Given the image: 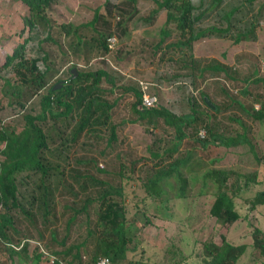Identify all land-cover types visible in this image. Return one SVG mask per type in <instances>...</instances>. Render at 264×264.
Masks as SVG:
<instances>
[{"label":"trees","instance_id":"trees-1","mask_svg":"<svg viewBox=\"0 0 264 264\" xmlns=\"http://www.w3.org/2000/svg\"><path fill=\"white\" fill-rule=\"evenodd\" d=\"M14 1L24 5L28 15L20 33L22 41L13 48L12 53L5 56L0 65V79L3 80L2 95L8 106L18 107L21 112L26 109L32 97L39 96L40 110L36 114L23 115L24 126L19 133L13 126L0 119V156L2 157L0 160V241L9 253V264H13L15 258L24 259L25 262L30 261V264L41 263L42 253H29V245L33 241L38 244L45 242V231L49 234V240L44 247L49 250L50 255L55 257L52 264H61L62 261L66 264L81 263V249L85 248L87 243L93 244L89 264H96L102 257L110 259L113 264H151L143 259L133 262L126 260V254L130 251L127 244L138 230L135 228V223L131 220L128 222L126 218L125 204L129 195L124 193V187L129 185V182L132 185L134 181L141 179L140 188L143 190V198L151 199V204L157 207L158 204L155 201L160 200L163 205V202L168 199L167 197L162 199V197L167 194L168 189H173L172 179H177V197L188 198V192L198 183V180L193 179L194 172L185 173L192 157L191 153L194 151L200 152L206 158L205 163L209 165L199 177L201 187L197 190V194L202 197H211L210 217L215 218L218 224L227 227L239 219L234 192L230 191L228 185L229 180L234 176L238 180L239 172L235 169L213 167L212 165L219 160L207 152L214 147L234 149L245 145L256 161L260 162V160L257 159L255 148L247 137L243 121L234 119L243 129L241 134L236 133L235 136L217 132L215 125L209 123L208 112L217 115L221 113L222 108L213 103L207 95H201L205 110H201L194 98L190 97L187 102L191 112L177 115L159 105L158 101L154 107H143L138 85L135 88L122 87L125 92H132L134 95L135 101L131 105L134 116L132 122L141 123L148 131L157 130L159 124L173 131L172 139L166 141L165 147L157 146L153 149L150 146V158L155 160L151 172L142 179L134 173L135 163L133 168L120 164L118 170L114 172V176L120 179V183L114 185L93 174L92 170L110 174L106 169L98 167L95 158L77 159L71 166L69 149L71 146H76L82 138H89L92 134L97 135L103 128L109 131L106 147L115 142L117 126L110 122L111 110L115 103L105 101L102 95L106 90L112 92L117 88V79L107 68L80 71L75 70L76 66L72 65L66 79L58 80L54 85H48V76L53 69L48 64L50 56L44 44L50 42L58 44L52 37L54 26L48 16L49 9L58 0ZM136 1L138 0H126L128 5H134ZM151 1L156 8L149 17L137 19L152 26L159 12H165L164 24L160 28L158 42L155 44L157 50L164 46L163 48L167 50L174 49L183 54L187 53V59L184 61L188 65L187 69L190 70L193 80L198 76L202 78L207 73L213 78L223 75L229 80H236L237 75L231 66L215 59L203 64L201 60L194 58L193 48L197 42L211 35L233 38L234 43L255 40L253 22H249L250 27L247 29L242 18H239L244 4L247 2L251 4L254 0L231 3L225 10L218 5L222 1L226 3L232 0H198V4H195L194 0ZM204 4H206L205 8ZM107 6L108 2L106 10ZM132 11L137 14L134 9ZM126 14L130 15L129 12ZM213 14H218L219 26L202 27L201 22ZM104 19L105 17L97 9L90 22L77 26L61 23L57 26V31L64 37L76 39L73 45L74 50L77 51L80 47L86 50L95 48L99 50V56L104 57L111 52L108 40L113 38V34L109 31L102 32L97 28L98 22L110 27L109 21ZM223 23L225 25L222 27ZM170 24L174 25V31L169 28ZM123 25V22L116 23L117 28L122 29L121 34L128 35ZM241 26L244 28L240 29ZM87 28L94 32L96 37L92 36L90 40H85L81 31ZM25 33L26 36L23 35ZM172 35H175V41L165 43ZM29 53L34 55L29 57ZM72 70L77 73L75 78H73ZM10 72L15 73L18 77L17 81L6 76ZM256 76L257 73L254 72L246 79V82L264 83V79ZM103 83L109 88L103 89ZM56 85L60 88L54 89ZM43 91L45 93L41 94ZM222 92L229 95L225 89H222ZM243 94L250 93L245 90ZM205 99L215 108L212 109ZM231 100V103L237 105L248 119L260 124L264 123V102L260 103L259 109H255L254 104L247 109L236 98L232 97ZM55 129L56 142L51 135ZM201 129L206 132L204 139L198 136ZM185 145L188 148L182 153V147ZM100 154H104V151ZM244 177L247 183L257 181L254 172ZM66 194L73 199L71 203L62 205L63 212L60 214L57 210L58 197ZM250 202L251 209L264 206V191L256 193ZM164 209H167L166 205L161 207L162 211ZM65 212L70 213L61 236V230L56 227V224L59 216H64ZM17 213H20L28 224V227L22 231L17 228V220L14 216ZM142 215L147 223L150 222L145 212ZM79 217L85 218L83 223L87 225L86 237L83 242L66 247L71 225ZM32 232H35L36 237L31 236ZM252 238L251 256L254 260H259L264 257V231L255 228ZM137 247L136 242L131 250L135 251ZM245 250L244 244L232 245L221 237L219 244L202 243L199 252L194 255L184 257L180 250L174 248L167 250V255L171 257L169 264H188L186 260L191 257L195 261L199 260V264H237Z\"/></svg>","mask_w":264,"mask_h":264},{"label":"rangeland","instance_id":"rangeland-1","mask_svg":"<svg viewBox=\"0 0 264 264\" xmlns=\"http://www.w3.org/2000/svg\"><path fill=\"white\" fill-rule=\"evenodd\" d=\"M240 2L245 1L232 0L226 3L222 1L218 6L225 10L231 3ZM194 3L198 4V0H194ZM205 7L206 4H204ZM155 8L156 5L151 0H138L134 5H128L126 0H58L49 9L48 16L54 26L52 37L59 45L51 42L44 44V48L50 56L48 64L53 69V72L48 76V85H54L56 81L66 79L72 65L76 66L75 70L80 71H96L107 68L108 71L114 73V77L117 79V88L112 92L106 90L109 88L107 84H102L103 89L106 90L102 98L109 103H115L110 119V122L117 126L115 142L106 147L109 131L101 128L97 135L92 134L89 138L84 137L76 146L70 147L69 163L73 166L77 159L95 158L98 167L106 169L110 174L98 173L91 169L93 174L114 185L120 183V179L114 176L119 165L123 164L125 167L133 168L135 163L134 173L143 179L151 172V167L155 162L149 155L150 146L153 149L157 146L165 147L166 141L172 139L173 131L163 127L162 124H159L157 130L148 131L141 123L132 122L134 116L131 112V105L135 101L134 95L132 92H125L122 87L133 86L135 88L139 82L147 83L149 85L148 92L157 96L158 104L177 115L191 112L187 102L190 97L194 98L201 110H205L201 95L209 96L213 103L222 108L221 113L217 115L208 112L209 123L215 125V128L218 129L217 132L235 136L236 133L241 134L243 129L234 119L243 121L247 137L255 148L257 159L260 160L257 162L245 145L234 149L214 147L210 152H207L219 160L212 165L213 167L235 169L239 172L238 180L234 176L228 182L230 191L234 192L239 219L227 227L218 224L215 218L210 217L211 197H202L197 194V190L201 187L199 177L209 165L205 163L206 158L200 152L194 151L191 153L192 157L185 173L194 172L193 179L198 180V183L193 185L188 192V198L177 197V179L170 180L173 189H168L167 194L162 197V199L167 197L168 200L163 202V205L160 200L155 201L158 204L157 207L151 204V199L143 198V190L140 188L141 179H137L132 185L130 182L129 185H125L124 193L129 195L125 204L126 218L128 222L133 221L138 230L127 244L130 251L126 254V260L133 262L143 259L151 264H169L171 257L167 255V250L178 249L182 256L187 257L198 253L202 243L219 244L221 237H224L232 245L244 244L246 246L245 253L237 264H264V257L254 260L251 256L253 230L258 228L264 231V206L251 209L250 205V200L256 193L264 191V158H262L264 155V123L260 124L248 119V116L237 105L231 103L233 97L247 109L252 104L255 109H259L260 103L264 102V83L246 82V79L254 72L257 73L256 77L264 79V0H254L251 4L245 3L239 14V18H242L247 29L250 27L249 22H253L255 40L234 43L233 38L211 35L194 45V58L201 60L203 64L215 59L231 66L237 75L235 81L229 80L223 75L213 78L208 73L204 74L202 78L198 76L193 80L190 70L187 69L188 65L184 61L187 59V53L183 54L174 49L167 50L163 48L164 46L157 50L155 44L158 42L160 28L164 24L165 12H159L152 26L137 19L148 18ZM97 9L105 17L104 21H109L111 27L98 22V30L109 31L116 39L115 47L104 57H100L99 50L95 48L86 50V48L80 47L79 50H74L73 45L76 43V39L64 37L57 31V26L61 23H71L77 26L90 22ZM132 9L137 14H134ZM127 12L131 16L126 14ZM27 15L26 7L20 2L0 0V65L5 56L12 53L13 48L22 41L20 33L24 28V20ZM217 21L218 14H213L204 19L201 26H219ZM117 22L124 23L123 26L128 35L121 34L122 29L117 28ZM224 25L225 23L222 27ZM169 28L174 31L173 24H170ZM243 28L244 26H241L240 29ZM23 35L26 36V33ZM81 35L85 40H90L92 36L96 37V34L89 28L82 29ZM175 39V35H172L165 43H172ZM33 55L29 53L28 56ZM39 66L42 67L41 64ZM6 76L13 81L18 80L13 72ZM2 83L3 80L0 79V119L13 126L19 133L24 126L23 115L39 112L40 97H32L28 101L26 109L23 110L24 112H21L18 107L12 108L7 105L6 99L2 95ZM222 89H225L229 95H225ZM245 90H248L250 94L244 95ZM44 93L45 91L41 94ZM224 108L225 110H223ZM55 132L56 129L51 135L56 142ZM187 148L186 145L183 146L182 153ZM101 151H104V154L101 155ZM252 172L256 173L257 181L247 183L244 175ZM195 173L197 174L195 175ZM71 199L73 198L67 194L58 197L57 210L60 214L63 212L62 205L71 203ZM165 205L167 209L162 211L161 207ZM142 212H145V216L150 222H146ZM69 213L65 212L64 216H59L56 224V227L61 230V236H63L65 221ZM14 216L19 230L22 231L28 227L27 221L20 213ZM84 220L85 218L79 217L71 225L66 247L84 241L87 234V225L83 223ZM30 234L36 237L35 232ZM44 236L45 242H39V244L34 241L30 242L29 253L41 252L43 257L39 264H52L55 257L50 255L49 250L44 247L46 241L49 240L48 232L45 231ZM136 242L138 247L132 251ZM87 244L85 248L81 249V263L79 264H89L91 261L93 244ZM8 257L9 253L0 241V264H6V262L9 264ZM186 263L199 264V260L195 261L191 257L186 260ZM13 264H30V261L25 262L24 259L15 258ZM61 264L66 263L62 261Z\"/></svg>","mask_w":264,"mask_h":264},{"label":"built area","instance_id":"built-area-1","mask_svg":"<svg viewBox=\"0 0 264 264\" xmlns=\"http://www.w3.org/2000/svg\"><path fill=\"white\" fill-rule=\"evenodd\" d=\"M115 44H116V39L113 37V38H110L108 40V46L109 48L112 50L113 47H115ZM138 87L140 88V92H141V104L143 107H146V108H151V107H154L157 103V97L156 95L154 94H150L148 92V84L147 83H144V82H139L138 83ZM198 136L200 139H204L205 136H206V132L204 129H201L199 132H198ZM96 264H113L112 261L106 257H102V258H99L96 262Z\"/></svg>","mask_w":264,"mask_h":264},{"label":"water","instance_id":"water-1","mask_svg":"<svg viewBox=\"0 0 264 264\" xmlns=\"http://www.w3.org/2000/svg\"><path fill=\"white\" fill-rule=\"evenodd\" d=\"M72 73L74 74L73 78H75L76 75H77L76 71H75V70H72ZM56 88H60V86H57V87H55L54 89H56ZM205 101L208 103V105H209L212 109L215 108L214 105H212L207 99H205Z\"/></svg>","mask_w":264,"mask_h":264}]
</instances>
